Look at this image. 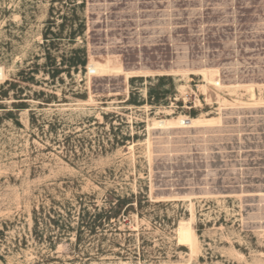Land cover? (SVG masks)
<instances>
[{
  "label": "rangeland",
  "instance_id": "obj_1",
  "mask_svg": "<svg viewBox=\"0 0 264 264\" xmlns=\"http://www.w3.org/2000/svg\"><path fill=\"white\" fill-rule=\"evenodd\" d=\"M0 66V264H264V0H0Z\"/></svg>",
  "mask_w": 264,
  "mask_h": 264
},
{
  "label": "bare ground",
  "instance_id": "obj_2",
  "mask_svg": "<svg viewBox=\"0 0 264 264\" xmlns=\"http://www.w3.org/2000/svg\"><path fill=\"white\" fill-rule=\"evenodd\" d=\"M3 77V70L0 66V78ZM193 123L192 119L188 118H180L179 123L182 125H186L188 123ZM157 124L161 127L162 130H169V122L165 120L158 121ZM179 232H180V240L182 243H188L192 246L195 245L196 237L195 232L192 228L191 222L189 220H183L179 223Z\"/></svg>",
  "mask_w": 264,
  "mask_h": 264
},
{
  "label": "trees",
  "instance_id": "obj_3",
  "mask_svg": "<svg viewBox=\"0 0 264 264\" xmlns=\"http://www.w3.org/2000/svg\"><path fill=\"white\" fill-rule=\"evenodd\" d=\"M81 63H82V65H84L85 64V60H82ZM124 202L125 201L118 200V202L114 206H111V210L109 212L108 211H105V212L103 211V213H106V219L109 220V218L112 217L111 215H114V216L118 215L120 213V210L122 209V206H123ZM101 213H99V216H101ZM35 223L37 224V221H35ZM98 225H101V223L98 224ZM95 226H96V222L94 221V227Z\"/></svg>",
  "mask_w": 264,
  "mask_h": 264
}]
</instances>
